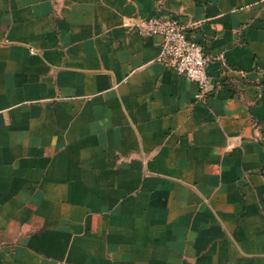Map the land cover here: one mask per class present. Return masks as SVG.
Masks as SVG:
<instances>
[{
    "label": "crops",
    "instance_id": "0c3cea01",
    "mask_svg": "<svg viewBox=\"0 0 264 264\" xmlns=\"http://www.w3.org/2000/svg\"><path fill=\"white\" fill-rule=\"evenodd\" d=\"M0 264H264V0H0Z\"/></svg>",
    "mask_w": 264,
    "mask_h": 264
},
{
    "label": "built area",
    "instance_id": "2783aa9c",
    "mask_svg": "<svg viewBox=\"0 0 264 264\" xmlns=\"http://www.w3.org/2000/svg\"><path fill=\"white\" fill-rule=\"evenodd\" d=\"M202 23V20L183 19L174 14L137 17L134 20L140 34L161 38L157 59L167 68L195 82L197 97L205 98L213 90L212 77L208 72L210 57L205 46L191 35V31Z\"/></svg>",
    "mask_w": 264,
    "mask_h": 264
}]
</instances>
